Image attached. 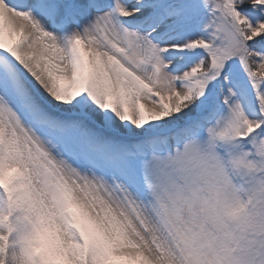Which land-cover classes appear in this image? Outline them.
Segmentation results:
<instances>
[{
  "label": "snow or ice",
  "instance_id": "1",
  "mask_svg": "<svg viewBox=\"0 0 264 264\" xmlns=\"http://www.w3.org/2000/svg\"><path fill=\"white\" fill-rule=\"evenodd\" d=\"M0 264H264V0H0Z\"/></svg>",
  "mask_w": 264,
  "mask_h": 264
}]
</instances>
